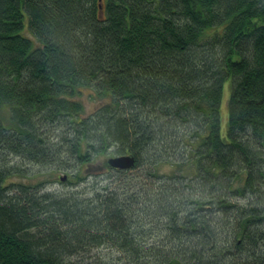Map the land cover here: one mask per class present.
Returning <instances> with one entry per match:
<instances>
[{"label": "trees", "instance_id": "trees-1", "mask_svg": "<svg viewBox=\"0 0 264 264\" xmlns=\"http://www.w3.org/2000/svg\"><path fill=\"white\" fill-rule=\"evenodd\" d=\"M1 110L0 264H264V0H0Z\"/></svg>", "mask_w": 264, "mask_h": 264}, {"label": "rangeland", "instance_id": "rangeland-1", "mask_svg": "<svg viewBox=\"0 0 264 264\" xmlns=\"http://www.w3.org/2000/svg\"><path fill=\"white\" fill-rule=\"evenodd\" d=\"M25 28L28 25V18L25 19ZM24 34L28 37H31L34 42H36V39L33 37V35L30 33V31L26 28ZM228 83L223 91V101H222V134H226L227 127H228V121H229V112H228V101L230 96V89H229ZM91 90L89 89H83V94L81 96H77V99L82 102L84 105V112L86 114H89L93 111V109L96 107V103L91 99ZM0 116L4 120L8 118V113L6 110L0 111ZM108 159L107 155L105 157H98V159L94 162V167L90 169V171L87 170V166L84 169V172L82 174L84 181L80 182V179L78 177L73 178V175L77 174L76 171L72 169V173L69 174L67 180L61 181L60 177L65 175L64 172H56L53 168H40L35 165H28L27 167L22 168L24 170H27L26 173L28 176H17L14 177L13 181L17 183H27V184H36L40 181L44 182L43 185L47 188L48 191H55L57 193H71L73 191L83 193L88 191L89 189H94L95 187H102L105 185L106 182H108L107 175H101V173H104L108 171L107 167H101V169H98V167L103 166L104 162ZM20 164V163H19ZM25 173V174H26ZM115 173V172H114ZM81 176V178H82ZM113 179V178H112ZM102 253L107 254V258H111L114 256H118V252L115 251H102ZM109 254V255H108Z\"/></svg>", "mask_w": 264, "mask_h": 264}, {"label": "water", "instance_id": "water-1", "mask_svg": "<svg viewBox=\"0 0 264 264\" xmlns=\"http://www.w3.org/2000/svg\"><path fill=\"white\" fill-rule=\"evenodd\" d=\"M109 167L117 170H127L134 166L135 159L131 155L113 156L106 160ZM66 177H61V181H65Z\"/></svg>", "mask_w": 264, "mask_h": 264}]
</instances>
